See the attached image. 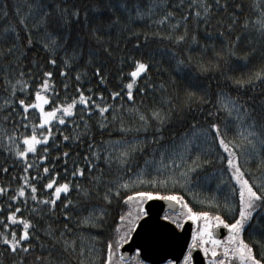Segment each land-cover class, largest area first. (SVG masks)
<instances>
[{"label":"snow or ice","instance_id":"6c2138e0","mask_svg":"<svg viewBox=\"0 0 264 264\" xmlns=\"http://www.w3.org/2000/svg\"><path fill=\"white\" fill-rule=\"evenodd\" d=\"M0 21V264H264V0H0Z\"/></svg>","mask_w":264,"mask_h":264},{"label":"water","instance_id":"95a60500","mask_svg":"<svg viewBox=\"0 0 264 264\" xmlns=\"http://www.w3.org/2000/svg\"><path fill=\"white\" fill-rule=\"evenodd\" d=\"M154 211L158 212L159 216L162 217V215L172 209L169 206V203L166 201H158L156 204L153 206ZM178 208V206H177ZM167 236V242L165 244L164 250L168 253L171 254V256L174 257H181V252L185 251L186 249V244L189 242L190 237H191V229L190 228H184L183 231L179 232L177 229L174 228V226H169V229L165 233ZM136 248V244H129L125 245L124 248L122 249V253L127 255H131L134 253ZM200 257V254H198ZM196 255V258H199Z\"/></svg>","mask_w":264,"mask_h":264},{"label":"trees","instance_id":"16d2710c","mask_svg":"<svg viewBox=\"0 0 264 264\" xmlns=\"http://www.w3.org/2000/svg\"><path fill=\"white\" fill-rule=\"evenodd\" d=\"M9 2H11V0H9ZM2 22L3 21H0V23H2ZM262 66H264V53H261L259 51V47H258L257 53L250 57L249 69L250 70H256ZM217 167H219V165H217ZM253 167H254V165H253ZM213 176H215V173H213ZM225 179H227V176H225ZM216 183H217V181L215 179H213L209 184H206L204 186L203 191L207 192L210 195L215 194L217 197H222L223 195H226L227 189H224L221 187V189L217 190ZM177 190L179 191V189H177ZM181 194L185 195V199L188 200L190 204L195 203L189 195L185 194L184 192H181ZM203 207L207 208L208 205H203Z\"/></svg>","mask_w":264,"mask_h":264},{"label":"flooded vegetation","instance_id":"af4514ba","mask_svg":"<svg viewBox=\"0 0 264 264\" xmlns=\"http://www.w3.org/2000/svg\"><path fill=\"white\" fill-rule=\"evenodd\" d=\"M177 210H179V208H177ZM166 213L167 214H172V211L168 210L164 214H166ZM182 223L184 224L183 229L185 227L191 229V236H192V232L194 230H196L197 227H198V223L197 222H192V221H189V220H183ZM183 229H177V230L179 232H181V231H183ZM216 231L219 233V238H221V239H223L227 235V230L223 229L222 227L217 229ZM190 242H191V237H190V240H189L188 243H190ZM185 251H186V249H185ZM199 254H200V257H199V255H197L199 258H196V264H207V258H204L202 253H199ZM135 255H136V252L134 251V253H132L131 255L129 254V255L126 256L127 264H135V260H134ZM179 258L182 260V256L179 257Z\"/></svg>","mask_w":264,"mask_h":264}]
</instances>
